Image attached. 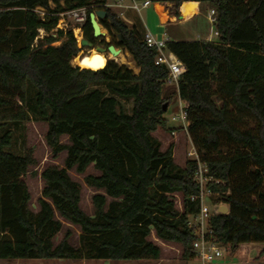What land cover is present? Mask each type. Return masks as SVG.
Listing matches in <instances>:
<instances>
[{
	"label": "trees",
	"instance_id": "1",
	"mask_svg": "<svg viewBox=\"0 0 264 264\" xmlns=\"http://www.w3.org/2000/svg\"><path fill=\"white\" fill-rule=\"evenodd\" d=\"M116 1L169 4L168 14L177 19L187 3L214 11L216 42L165 43L186 69L173 94L213 179L211 200L229 207L226 215L208 217V237L227 249V260L264 261V0H0V261H158L161 249L151 234L180 245L184 260L194 258L189 218L200 212L195 161L176 165L173 145L161 151L152 135L168 130V70L155 65L157 52L136 24L129 27L110 10ZM80 9L83 39L93 46L98 41L88 15L106 12L99 24L130 55L137 74L112 61L96 71L71 65L79 49L72 29L57 25L61 14ZM122 101H131L129 112ZM30 120L47 124L53 155L66 153L62 168L40 174L37 212L23 181L32 154L7 150ZM90 165L99 173L84 178L96 192L92 216L81 210V186L68 174L83 175ZM64 224L78 228L77 247L68 241L70 230L53 244Z\"/></svg>",
	"mask_w": 264,
	"mask_h": 264
},
{
	"label": "rangeland",
	"instance_id": "2",
	"mask_svg": "<svg viewBox=\"0 0 264 264\" xmlns=\"http://www.w3.org/2000/svg\"><path fill=\"white\" fill-rule=\"evenodd\" d=\"M126 4H130L127 2ZM51 8H54L53 4H50ZM109 7V6H108ZM170 7L169 4L161 5L160 11H166ZM110 10L115 13L120 19V13L118 9L114 7H109ZM137 10L129 11L130 16L134 19L136 23V27L142 32V27H139L138 22L145 21L147 10L142 9L141 2H137ZM153 6L150 7L152 10ZM37 12H43L38 9ZM152 12V11H151ZM67 13V12H65ZM63 13V14H65ZM81 16V13H79ZM152 17L157 18L152 12ZM61 18V17H60ZM141 25V23H139ZM76 25L74 21V17L69 15H63L62 21L57 27V30H66L72 29ZM129 26V25H128ZM130 27V26H129ZM102 31L105 33V38H98L97 41L102 42H110L115 45L117 40L116 38L109 34L107 30H105L101 26ZM163 29V28H162ZM161 29V30H162ZM163 31V30H162ZM55 32V31H54ZM182 34L181 29L177 31ZM45 36L43 31H39V37L42 38ZM186 39V37H184ZM98 43V42H97ZM59 45V42L53 44V46ZM102 47V46H101ZM122 50V49H121ZM90 50L83 49L76 56L78 58L81 54H86ZM122 55L125 57V62H121L118 58L114 59L111 55L106 54L107 62L112 61L119 66H125L129 70H131L134 74L138 73V69L135 67L132 58L130 55L122 50ZM71 61V65L74 67H78ZM80 68V67H79ZM81 69V68H80ZM175 91L174 85H165L163 87V97H167L171 95V102L167 105V112L164 115V118L167 120V128L168 130H157L153 133V137H155L161 144V151H164L170 144L173 145V161L176 165L183 167L186 161H190L191 158L187 156V153L191 150L192 140L186 131L183 130L182 125L175 118L180 114V106H179V98L177 94H173ZM124 109L129 112L131 108V101H122ZM47 132V124L42 121H27L22 127L13 134V142L12 145L7 149L8 151L14 154H24L31 153L33 158V164L28 167L27 173L23 177V181L25 182L28 191L31 196V200L29 203V207L31 211H38L37 200L40 198L41 191L43 188V181L40 178L41 172L49 167V166H57L59 168L63 167L64 159L66 157L65 152H61L58 155H53L51 149L46 145L45 142V134ZM171 132H174L175 135L172 136ZM171 134V135H170ZM60 142L62 144H68L67 137H61ZM70 178L77 182L81 186V201L80 208L81 210L88 216H92L94 213V209L91 205V197L94 193H96L91 188H88L84 184V178L88 175L97 176L99 173L90 165L83 175H77L74 171L68 172ZM110 201V199H108ZM180 201L181 198L179 195L174 197V203L178 210H180ZM206 204H209V200L206 199ZM217 203V199L213 198L211 203ZM190 226L196 224V221L192 218H189ZM67 230L71 231V237L68 239L69 243L77 247L78 246V235L79 231L77 227H73L69 224H64L63 229L59 232L55 238L53 239V244L57 245L65 236ZM196 234V231H195ZM149 240H151L154 244L158 245L161 249L160 259L158 261L153 260H139V261H106V260H43V259H18L13 261H0V264H201L200 260L196 255L194 258L189 260H184L182 257V250L180 245L175 243H167V242H159L155 239L154 234H151ZM224 248V247H222ZM226 249V248H225ZM227 251V249H226ZM228 251L225 253L222 252L223 256L220 258L215 264H264V261L258 260H227Z\"/></svg>",
	"mask_w": 264,
	"mask_h": 264
},
{
	"label": "built area",
	"instance_id": "3",
	"mask_svg": "<svg viewBox=\"0 0 264 264\" xmlns=\"http://www.w3.org/2000/svg\"><path fill=\"white\" fill-rule=\"evenodd\" d=\"M149 5L150 2L148 1L141 2V7H147ZM132 8L134 10L138 9L137 2H133ZM79 13H81V16ZM65 14L74 17L76 25L72 28V33L79 52H81L84 49L81 43L83 41L82 26L85 23L86 18L85 10H74ZM65 14L60 15L61 18L58 22L57 27H59V24L62 21V17ZM208 19L210 23L213 24V10H210ZM143 41L147 47L156 50L157 56L154 61L155 65L164 66L168 70V76L165 83L167 85H174L176 87L180 77L185 73L186 69L182 65V63L177 60V58H175L170 52L165 51V43L167 41L150 33H144ZM179 106L180 114L175 119L181 123L183 130L187 132L188 122L186 114L182 110L181 102L179 103ZM172 135L174 136V133H172ZM187 156L191 158V161H195L196 164L193 179L199 187V194L196 199L200 204L199 214L192 218L196 221V224L191 225V227L196 231V239L192 244V249L194 251V254L200 260L201 264H215L220 258H222V252L224 251L226 253L227 251L225 248L219 247L214 244L211 238L208 237L209 230L207 226V219L212 215L228 214L229 207L228 205H225L221 202L211 203V198L215 195L208 188V184L213 182V179L208 175V169L206 165L199 161L193 145H191V150L187 153ZM206 199L209 200V204H206ZM191 200H194V198H191Z\"/></svg>",
	"mask_w": 264,
	"mask_h": 264
},
{
	"label": "crops",
	"instance_id": "4",
	"mask_svg": "<svg viewBox=\"0 0 264 264\" xmlns=\"http://www.w3.org/2000/svg\"><path fill=\"white\" fill-rule=\"evenodd\" d=\"M127 2L130 4H126ZM132 5L133 1H116L108 6L118 9L122 20L127 25L132 26L137 23L129 14V11L133 10ZM191 5H194V8H192L190 12V10L186 9H190ZM151 6H153L152 10H150ZM142 9L147 10L145 21L140 20V22H138V25L142 27L143 34L150 33L166 41H217V34L208 19L211 8L207 4L187 3L183 5L180 10V18L178 19L170 16L167 10L160 11L161 5L159 4L150 3L149 6L142 7ZM151 11L154 12L157 18L154 19L152 17ZM139 23H141V25ZM178 29L182 31L181 35L177 32ZM184 37H186V39H184ZM172 133L174 132H171V134Z\"/></svg>",
	"mask_w": 264,
	"mask_h": 264
},
{
	"label": "water",
	"instance_id": "5",
	"mask_svg": "<svg viewBox=\"0 0 264 264\" xmlns=\"http://www.w3.org/2000/svg\"><path fill=\"white\" fill-rule=\"evenodd\" d=\"M105 17H106V12L104 10H94L88 15L89 24L93 33V38L95 39L105 38V33L102 32L101 25L99 24V22L103 20ZM81 45L84 49H89V50L94 49L98 52L103 53L104 55L109 54L113 58H116L122 52L120 48H116L110 42H106V47H101V46H93L91 43L83 39ZM165 108H166V104L163 106V109Z\"/></svg>",
	"mask_w": 264,
	"mask_h": 264
},
{
	"label": "bare ground",
	"instance_id": "6",
	"mask_svg": "<svg viewBox=\"0 0 264 264\" xmlns=\"http://www.w3.org/2000/svg\"><path fill=\"white\" fill-rule=\"evenodd\" d=\"M192 8H194V5H191V8L186 10H190L191 12ZM116 58H118L123 63L125 62V57L122 55V53L119 54ZM73 62L81 69L96 71L105 67L107 63V57L103 53L92 49L88 53L81 54V56L75 58Z\"/></svg>",
	"mask_w": 264,
	"mask_h": 264
},
{
	"label": "flooded vegetation",
	"instance_id": "7",
	"mask_svg": "<svg viewBox=\"0 0 264 264\" xmlns=\"http://www.w3.org/2000/svg\"><path fill=\"white\" fill-rule=\"evenodd\" d=\"M104 41V40H103ZM94 46H102V47H106V42L104 41V43L98 41V43H96Z\"/></svg>",
	"mask_w": 264,
	"mask_h": 264
}]
</instances>
